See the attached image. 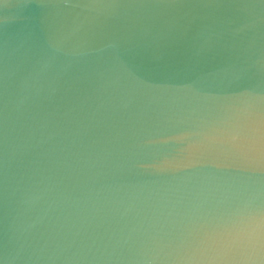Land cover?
I'll return each mask as SVG.
<instances>
[{"label":"water","instance_id":"95a60500","mask_svg":"<svg viewBox=\"0 0 264 264\" xmlns=\"http://www.w3.org/2000/svg\"><path fill=\"white\" fill-rule=\"evenodd\" d=\"M0 264H264V0H0Z\"/></svg>","mask_w":264,"mask_h":264}]
</instances>
